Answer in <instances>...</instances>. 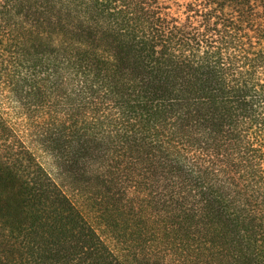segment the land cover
<instances>
[{
  "label": "trees",
  "instance_id": "obj_1",
  "mask_svg": "<svg viewBox=\"0 0 264 264\" xmlns=\"http://www.w3.org/2000/svg\"><path fill=\"white\" fill-rule=\"evenodd\" d=\"M174 2L0 0V264H264V0Z\"/></svg>",
  "mask_w": 264,
  "mask_h": 264
},
{
  "label": "rangeland",
  "instance_id": "obj_2",
  "mask_svg": "<svg viewBox=\"0 0 264 264\" xmlns=\"http://www.w3.org/2000/svg\"><path fill=\"white\" fill-rule=\"evenodd\" d=\"M175 2V4H174V7H176L178 10H180V11H184V13H183V16H185L186 15V13H189V11H188V9H189V7H188V3H189V1L190 0H174ZM186 11V12H185ZM213 112H214V110H213ZM175 117V115H173V116H167L166 117V119H165V121L167 122V126L169 127V126H171V120L173 119ZM213 122H214V118H213V120H212ZM191 121H189V122H187V121H182V124H184V127H186L187 125H185V124H187V123H190ZM212 125V124H211ZM192 129H193V127H192ZM214 133V123H213V125H212V127H211V129H210V131L208 132V133H206L204 136L202 135V133H200V134H197V135H195V134H193V136L194 137H199V141H198V143H200L201 145H206V144H210V143H214V140H212V139H210V138H207L208 136H210V135H212ZM208 180H213V182H214V176L213 175H210L209 176V178H208ZM126 208V207H125ZM124 209V207L123 208H119V210H123ZM119 210H115L116 211V214H117V217L119 218ZM131 214H132V211H128L127 212V215H124V214H122L121 215V218H125V217H127V220H128V225H126L127 226V228L125 229V230H122V232H125L124 233V236H123V239H125L127 242H130V237L128 236V235H130L129 233H131V235H135L136 234V232H139V231H141V228L143 229V230H148V231H153V233H156V234H161L162 232H163V229H161V228H156V229H159V230H156V229H151V224H149L148 222L144 225V224H137V226H134V225H132V224H136V222H138V219H135L134 221H131L130 220V218L132 217L131 216ZM135 218H137V217H135ZM122 221V220H121ZM158 226V225H157ZM141 227V228H140ZM160 227V226H159ZM149 233H152V232H149ZM148 233V234H149ZM130 235V236H131ZM164 235V234H163ZM134 237V236H133ZM169 239H170V237H168ZM167 238H165L164 236H163V239H161V240H157V243H159L158 244V247L159 248H166L167 250H166V252H170V251H172L171 249H170V246L171 245H175V242H174V244H171V243H169V239L168 240H166ZM167 241H168V243H167ZM170 251H169V250ZM0 251H1V247H0ZM180 251V249H177V253L176 254H174L173 255V257H175V258H178V252ZM0 260H1V253H0Z\"/></svg>",
  "mask_w": 264,
  "mask_h": 264
}]
</instances>
